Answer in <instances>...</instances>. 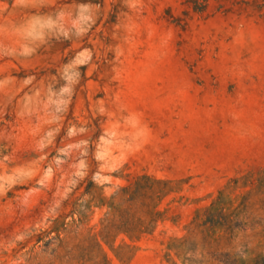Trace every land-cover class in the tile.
<instances>
[{
	"label": "rangeland",
	"instance_id": "rangeland-1",
	"mask_svg": "<svg viewBox=\"0 0 264 264\" xmlns=\"http://www.w3.org/2000/svg\"><path fill=\"white\" fill-rule=\"evenodd\" d=\"M0 264H264V0H0Z\"/></svg>",
	"mask_w": 264,
	"mask_h": 264
}]
</instances>
